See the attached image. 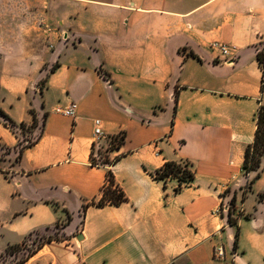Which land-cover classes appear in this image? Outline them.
Masks as SVG:
<instances>
[{
	"label": "crops",
	"instance_id": "1",
	"mask_svg": "<svg viewBox=\"0 0 264 264\" xmlns=\"http://www.w3.org/2000/svg\"><path fill=\"white\" fill-rule=\"evenodd\" d=\"M263 45L264 0H0V107L27 124L33 109L43 128L0 160V254L60 223L63 237L23 264H264V154L250 190L255 171L241 168L264 103ZM70 101L75 118L61 112ZM95 119L124 135L105 151L112 164H91ZM20 135L0 117V145L14 152ZM166 160L194 171L178 192L177 177L153 175ZM109 168L127 199L92 204ZM232 193L234 224L219 211Z\"/></svg>",
	"mask_w": 264,
	"mask_h": 264
},
{
	"label": "trees",
	"instance_id": "2",
	"mask_svg": "<svg viewBox=\"0 0 264 264\" xmlns=\"http://www.w3.org/2000/svg\"><path fill=\"white\" fill-rule=\"evenodd\" d=\"M190 55H194V53L190 52ZM256 57L264 72V50L259 49L256 53ZM55 66H56V63L52 65V67L50 68V71H53ZM31 113L33 117H32V121L29 124L25 122L17 123L14 120H12L11 117L7 113H5L3 109L0 107V117H2L4 120V123L10 126L11 128H14L17 126L21 129H24L26 127L30 129H34L35 127H37L38 120L36 118V114L33 109H31ZM45 115L46 113H44L43 121L45 119ZM42 130L43 128L41 125L38 134L32 140H29L27 143L21 145V147L19 148V155H21L24 147L30 146L32 143H34L36 140L39 139V137L42 134ZM111 137H112V140L110 141L111 145L106 150H113V149L119 148L121 144L123 143L124 135L121 136L120 138H117L116 136H113V135ZM114 140H117V141H114ZM93 151H94V143L92 145V151L90 155V161L92 165H95V164H102V165L108 164L109 165V164L114 163L119 158V156L110 157L108 154H104V156L102 157V161L100 163H97L95 162ZM263 154H264V103H260L257 109V114H256V129H255L254 139L251 143H249L245 147L243 164L241 167L245 175H247L251 171H255L254 175L248 180L247 185H245V191L250 190L254 180L260 176L261 156ZM189 164L190 163L188 161L166 160L159 168H157L154 171L153 175L156 179L162 180L164 183L168 177H177L179 179V183L176 186L175 191L178 192L181 190L183 184L190 182L194 178V171L191 169ZM226 191H228V189H226ZM126 199L127 197L124 191L122 190V188L118 185V183H116L111 169L110 168L107 169L106 180L100 189L99 197L97 199H93L91 203L100 205V206L105 205L107 203L118 205L122 203L123 201H125ZM235 201H236L235 193H232L231 198H230V203L234 204ZM248 216L249 215L247 214L245 215V217H248ZM227 219L230 224L235 223V219L231 216L230 210L227 213ZM238 234H239L238 227H236V231H235V235L233 239V245H232L233 249L237 248ZM27 236H25V238ZM18 245L19 244L11 245L8 247V249L10 247L18 246ZM39 246L31 250V252L25 257V259H23L22 263L31 254H33Z\"/></svg>",
	"mask_w": 264,
	"mask_h": 264
},
{
	"label": "rangeland",
	"instance_id": "3",
	"mask_svg": "<svg viewBox=\"0 0 264 264\" xmlns=\"http://www.w3.org/2000/svg\"><path fill=\"white\" fill-rule=\"evenodd\" d=\"M46 29V27H45ZM46 39L47 34L51 35V31H46ZM44 39V38H43ZM47 40H44L45 43ZM41 125L38 123V127H35L34 129H30L28 127L24 129H20L21 135H20V144L18 142L17 147L15 148L14 152L10 148H6L5 146H0V160L6 159V165H9L13 162H15L19 158V148L22 144L27 143L29 140H32L37 133L40 130ZM37 130V133H34V131ZM111 145V142L101 139L98 143V155L94 156L95 162L100 163L102 161V157L105 154V151L107 148H109ZM1 163V162H0ZM248 180H246L245 185H247ZM262 196V195H261ZM249 203V202H248ZM61 224L56 223L53 226H47L43 227L37 230H34L31 232L22 243H20L18 246L10 247L5 253L0 254V264H23L22 261L25 259V257L39 245H42L43 243L50 242L52 240H59L63 237V234L61 232Z\"/></svg>",
	"mask_w": 264,
	"mask_h": 264
},
{
	"label": "built area",
	"instance_id": "4",
	"mask_svg": "<svg viewBox=\"0 0 264 264\" xmlns=\"http://www.w3.org/2000/svg\"><path fill=\"white\" fill-rule=\"evenodd\" d=\"M47 31H50V28H46ZM66 33L64 34L63 38H66ZM217 46V48L219 49L221 55L226 56L227 54H229L228 51V47L226 44L224 43H216L215 44ZM262 49L264 50V45L262 47ZM76 110H77V104L74 101H70L66 106H64L61 109V112L71 118H75L76 117ZM94 142H97L100 139H104L107 141H111L112 140V135H104L101 130H100V126H99V120L95 119L94 120ZM113 136H116L117 138H120L121 136H123L122 132H119L117 134H114ZM117 141V140H114ZM231 211V216L234 219H237L239 216H241V208L237 205V203L235 202L234 204H231L230 202L227 203H223L221 204L219 211L220 212H224V213H228V211ZM212 255L214 259H218V260H225L226 255H225V250L223 245H215L213 247V251H212ZM231 256L232 258L235 256V250L231 251Z\"/></svg>",
	"mask_w": 264,
	"mask_h": 264
},
{
	"label": "water",
	"instance_id": "5",
	"mask_svg": "<svg viewBox=\"0 0 264 264\" xmlns=\"http://www.w3.org/2000/svg\"><path fill=\"white\" fill-rule=\"evenodd\" d=\"M76 237L79 239V238H80L79 234H78V235H76Z\"/></svg>",
	"mask_w": 264,
	"mask_h": 264
}]
</instances>
